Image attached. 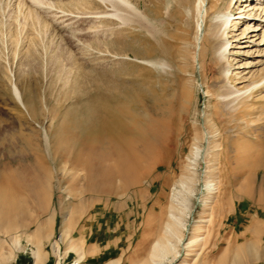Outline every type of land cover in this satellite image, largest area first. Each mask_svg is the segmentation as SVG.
I'll return each instance as SVG.
<instances>
[{
  "label": "rangeland",
  "instance_id": "obj_1",
  "mask_svg": "<svg viewBox=\"0 0 264 264\" xmlns=\"http://www.w3.org/2000/svg\"><path fill=\"white\" fill-rule=\"evenodd\" d=\"M125 1L134 10L0 0V186H18L26 212L18 228L0 224L3 264H234L241 245L255 250L240 264H264V168L252 166L264 154V84L222 100L264 78V45L232 49L224 76L194 59L197 0ZM102 121L131 145L111 155L123 177L109 182L95 176ZM205 161L211 193L198 182Z\"/></svg>",
  "mask_w": 264,
  "mask_h": 264
},
{
  "label": "bare ground",
  "instance_id": "obj_2",
  "mask_svg": "<svg viewBox=\"0 0 264 264\" xmlns=\"http://www.w3.org/2000/svg\"><path fill=\"white\" fill-rule=\"evenodd\" d=\"M99 1H107V2H109V4L111 3V6L114 9H117V7H118L116 3L120 4V2L124 3L127 6V8L130 7L125 0H99ZM209 1L210 0H197L196 1V10H197V14L200 18V24H199V27H198V30L196 33V37H195V42H196L195 48L196 49H195L194 59L195 58L202 59L206 68H210V67H213L215 65L217 66L219 64L223 66L224 65L223 63L224 62L226 63V60L228 63V59H230L229 55H232L233 53H235V52H232V53L230 52L232 49H234V48L246 49L247 48V51H245L244 53L245 54H251V53H249V49H251L252 47H259L261 45H264V0H241L240 4H238L237 7L235 8L236 12H234V13L231 10L233 0H217V4L219 3L220 5H222V6L218 5V7H220L219 9H217V8L213 9L212 5L214 3L209 4L210 3ZM82 3H83V1H82ZM208 4H209V8L207 7ZM130 8H132V7H130ZM133 10H132V12H133ZM205 20L208 22L207 27H205V24L203 22ZM244 24H246V27H244V29L238 33V31L240 30L239 26L244 25ZM262 29H263L262 40L257 42L258 32ZM228 65L226 67H228ZM249 65L252 66L254 64H249ZM249 65H244V67H239V68H247ZM223 67H224V69L226 68L225 66H223ZM227 71L228 70L226 68V71L223 72L224 76L228 75ZM238 80L239 81L241 80V83H242L241 77H239ZM237 83H240V82H237ZM262 84H264V78L260 82L251 84L250 87L246 88L244 91L239 90V89H235V88H232V89L230 88V93L225 94L224 98L222 100H223V102L227 103L228 105L229 104L232 105V103L236 102L241 97H243V96L248 97L249 93L252 90L256 89L258 86H260ZM109 120H111L110 117H109ZM98 124H99L98 126L95 125L96 127L94 128V130L92 129L93 131L91 130L92 133L94 132V137H95L94 140L95 141L97 140V142H98L99 139L100 140L103 139L104 141L103 140L102 141L106 142V145H105L106 147H104V144L102 142L100 146L102 148L103 147L104 148H103V152L99 154V160H97L98 162L95 165V174H96L95 176H97L100 180L103 179L104 182H109V181H111V179L115 175H117V174L121 175L120 167H118L119 163L117 162L118 159H117V157H113V156L111 157V155L116 156L117 152H118V148H122V149L125 148V149H128V151H129L130 150L129 146L131 147V145H129V140L126 139L124 136L125 134H123V133H126V132H124V129H122V130L120 129L121 125L119 126V124H118L119 128H117L118 126L117 127L115 126V125H117V124H115V122L112 125L106 121H102L101 123L99 122ZM90 138H92V137H90ZM208 138H209L208 134L204 133L203 134V141H206L207 144H208ZM95 141H94V144L92 143L93 145H95ZM85 142H87V141H85ZM45 144H46L45 149L47 151V145L48 144L46 141H45ZM57 144H55V146L53 147L52 153L54 154V156H60V155L62 156V154H64V153H61V152L64 149H62V147L59 145L61 143H59L58 145ZM208 146H205L206 152H208V150H209ZM63 148H65V147H63ZM79 152L80 151H78V153ZM123 154H124V152H123ZM263 155L261 156V158H258V160H255L252 163L253 167L264 168V156ZM77 157H79V156H77ZM88 157H90V154ZM75 160H78V159L75 158ZM124 162H126V161H124ZM242 163L237 164L236 168L241 170V168L244 166V164H242ZM80 164H81V162H80ZM123 168H124V166H123ZM203 168H204V170L200 174V176L198 178V182H201V184L203 183L205 185L206 184L205 183L206 176H207V173L209 172L208 171V162H206V161L204 162ZM124 171L129 172V168H128V170L126 168V170H124ZM125 172L123 174H125ZM6 173L8 174V172H6ZM5 177H7V176H5ZM10 178L12 179L11 176H10ZM12 181H13V179H12ZM1 183L2 184L0 186V224L1 223L5 224L7 229L18 228L17 227L18 223H17L16 219L19 216H22L24 213H26L25 210L23 209V206L21 205L20 201L18 199H16L14 197V194H13L14 191H16V189H18V186L14 187L11 184V181L8 177L2 178ZM91 186L92 185H90V187ZM112 186H113V184H112ZM204 188H205L207 193H211L213 190L211 185H205ZM262 188L259 189L258 199L256 202H257V205L260 206V207L258 206L259 211L261 208V211L264 212V188L263 189ZM112 190H114V189L112 188ZM108 191H109V189H108ZM102 193H105V191ZM104 195H106V194H104ZM241 196H239V195L237 196L239 199L238 201H242L244 199L243 195H241ZM258 207H256V208H258ZM253 249H254V247H252L251 245L246 246V247H243L242 245L240 247L238 246L235 250L236 251L235 256L232 259L233 263L234 264H240L242 261L246 260V254L251 253ZM10 255L11 254H8V256H5V257L0 256V264H3L5 261L10 260L11 259ZM34 255L39 260L40 256H38L37 253ZM219 260L222 264L226 261V257H221Z\"/></svg>",
  "mask_w": 264,
  "mask_h": 264
}]
</instances>
